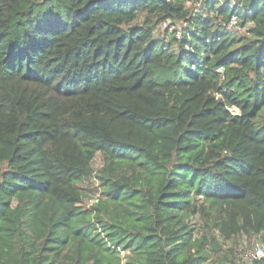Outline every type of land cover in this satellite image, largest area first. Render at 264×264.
Instances as JSON below:
<instances>
[{
    "label": "trees",
    "instance_id": "16d2710c",
    "mask_svg": "<svg viewBox=\"0 0 264 264\" xmlns=\"http://www.w3.org/2000/svg\"><path fill=\"white\" fill-rule=\"evenodd\" d=\"M243 235L264 0H0V264H246L218 242Z\"/></svg>",
    "mask_w": 264,
    "mask_h": 264
},
{
    "label": "rangeland",
    "instance_id": "374dc122",
    "mask_svg": "<svg viewBox=\"0 0 264 264\" xmlns=\"http://www.w3.org/2000/svg\"><path fill=\"white\" fill-rule=\"evenodd\" d=\"M177 27H181V25L177 26ZM176 27V28H177ZM164 27L161 26L160 30H163ZM101 165H102V159H101V155H96V157L94 158L93 162H92V169L94 171V173H97L100 168H101ZM92 184L93 186H89V188H94V187H97L98 190L100 191L101 188L99 187V183L98 181L95 179L93 180L92 178ZM88 195H91L89 193H87ZM96 195L95 194V198H96ZM85 201L87 203V206H89L91 203L94 202V199L92 200H89V199H86L85 198ZM194 223L198 224V229L200 230L202 227H203V224H202V221H200V219L198 217L194 218L192 220ZM220 246L222 249H226V250H231V252L234 254V261L236 262H240V259H242V255L245 251H248V250H251L252 248L256 247V246H261L264 248V240L263 241H259L258 238H255V237H248V236H238V237H235L233 239H231L230 241H227V242H223L221 239L218 240ZM217 258H222V260H220L222 262V264H226L225 263V259L227 262H231V256H227L225 255V253L223 254L222 251L220 252H217L216 254H213L212 257H211V260H213L214 262H216L217 264H219L218 262V259ZM212 261V262H213Z\"/></svg>",
    "mask_w": 264,
    "mask_h": 264
},
{
    "label": "built area",
    "instance_id": "2783aa9c",
    "mask_svg": "<svg viewBox=\"0 0 264 264\" xmlns=\"http://www.w3.org/2000/svg\"><path fill=\"white\" fill-rule=\"evenodd\" d=\"M236 19H231V24L228 25V29L232 28L234 26ZM160 26H163L164 29H166V24H162ZM179 35V33L177 34ZM244 263L250 264L256 261L264 260V248L261 246H256L251 250L245 251L242 255L241 259ZM124 264V262H123Z\"/></svg>",
    "mask_w": 264,
    "mask_h": 264
}]
</instances>
